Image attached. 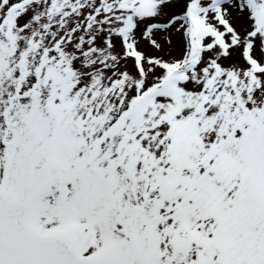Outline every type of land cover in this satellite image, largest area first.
<instances>
[{
	"label": "snow or ice",
	"instance_id": "6c2138e0",
	"mask_svg": "<svg viewBox=\"0 0 264 264\" xmlns=\"http://www.w3.org/2000/svg\"><path fill=\"white\" fill-rule=\"evenodd\" d=\"M0 264H264V0H0Z\"/></svg>",
	"mask_w": 264,
	"mask_h": 264
}]
</instances>
